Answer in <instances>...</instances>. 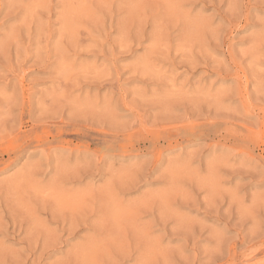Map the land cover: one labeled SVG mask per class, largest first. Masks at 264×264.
I'll return each instance as SVG.
<instances>
[{
    "label": "rangeland",
    "instance_id": "1",
    "mask_svg": "<svg viewBox=\"0 0 264 264\" xmlns=\"http://www.w3.org/2000/svg\"><path fill=\"white\" fill-rule=\"evenodd\" d=\"M0 264H264V0H0Z\"/></svg>",
    "mask_w": 264,
    "mask_h": 264
},
{
    "label": "bare ground",
    "instance_id": "2",
    "mask_svg": "<svg viewBox=\"0 0 264 264\" xmlns=\"http://www.w3.org/2000/svg\"><path fill=\"white\" fill-rule=\"evenodd\" d=\"M218 67V66H217ZM197 89V88H196ZM67 199H69V198H67ZM68 203V202H67Z\"/></svg>",
    "mask_w": 264,
    "mask_h": 264
}]
</instances>
